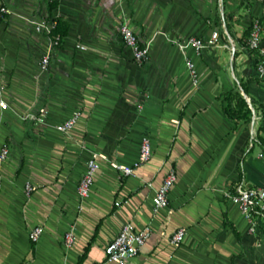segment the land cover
Segmentation results:
<instances>
[{"label": "crops", "instance_id": "0c3cea01", "mask_svg": "<svg viewBox=\"0 0 264 264\" xmlns=\"http://www.w3.org/2000/svg\"><path fill=\"white\" fill-rule=\"evenodd\" d=\"M1 7L9 10L0 12V148H9L0 170L1 264H111L104 248L128 222L152 230L128 264H264V228L250 233L226 196L264 187V76L256 70L264 57L247 48L257 18L264 50V0H0ZM56 20L68 30L49 50L48 35L32 22ZM124 20L149 44L141 65L120 39ZM213 30L229 49L187 51L199 74L193 88L172 41ZM231 89L260 120L225 117ZM42 108L48 126L20 117ZM76 110L82 115L69 133L54 129ZM143 136L150 160L130 177L113 169L111 161H136ZM94 152L108 161L80 200L79 180ZM171 169V213H154L153 190ZM26 183L35 187L29 197ZM35 226L42 234L32 243ZM179 228L186 234L174 248L169 239ZM69 231L75 241L66 250Z\"/></svg>", "mask_w": 264, "mask_h": 264}, {"label": "built area", "instance_id": "2783aa9c", "mask_svg": "<svg viewBox=\"0 0 264 264\" xmlns=\"http://www.w3.org/2000/svg\"><path fill=\"white\" fill-rule=\"evenodd\" d=\"M1 13H9L5 7L0 8ZM37 32H44L49 37V50L60 43L61 38L59 36L52 37V30L55 23H37L32 22ZM119 35L123 45L128 48L132 54L133 60L141 65L145 63L149 58V44H142L135 33L131 30L127 22L124 20L119 28ZM219 33L213 30L207 38L200 37H188L183 41H172L182 53L186 71L190 79L193 88H197L199 85V74L195 66L193 59L187 54V51L191 49L194 55L199 56L201 51L208 48L224 47L228 48V45L220 46ZM262 41V26L259 19H254L251 24L250 34L247 41V48L253 52H256L258 56L264 57V50L261 49ZM80 50H86L85 46L77 45ZM49 55L47 54L42 59V69H45L48 64ZM256 70L260 77L264 76V60L259 61L256 66ZM1 96V91H0ZM248 106L252 112V119L260 120L261 115L258 114L250 102ZM0 107H6V103L0 100ZM82 113L80 110L74 111L71 116L63 123L58 124L54 129L60 133H69L77 124ZM22 120H28L39 127L48 126V111L45 108L38 110L37 112H26L21 116ZM9 154V148L4 144L0 148V170L3 162L7 159ZM152 156V146L147 136H143L140 141L139 153L136 161L129 166L118 164L116 162H109L110 166L120 171L124 176H134L135 170L148 162ZM108 161L106 156L94 152L90 155L86 162L84 172L79 180L77 187V194L80 200H84L90 196L94 177L100 170V161ZM176 182V174L174 170H169L166 174L161 185L153 190V196L151 203L153 206V212L157 213L160 210L169 209V192ZM151 187V184H149ZM35 190V187L26 183L24 186V193L27 197ZM229 201L234 204L243 218L249 225V232L254 233L259 228H264V187H247L237 188L233 192L226 193ZM116 206L120 205V202L115 203ZM152 233L150 226H144L141 229H136L132 223L128 222L124 224L117 236L111 240L104 248V255L106 261L111 264H128L131 259L138 255L142 247L150 238ZM42 234V228L35 226L31 228L28 233L30 242L36 243ZM186 234L185 228L177 229L170 237L169 242L174 248H178L182 243ZM75 238L72 231L67 232L63 238V245L65 249H70L74 244ZM1 264V263H0Z\"/></svg>", "mask_w": 264, "mask_h": 264}, {"label": "trees", "instance_id": "16d2710c", "mask_svg": "<svg viewBox=\"0 0 264 264\" xmlns=\"http://www.w3.org/2000/svg\"><path fill=\"white\" fill-rule=\"evenodd\" d=\"M68 27L61 21L56 20L54 29L52 30V36L64 37L67 34ZM243 92L247 94V88L242 85ZM223 100L225 106L223 108V114L225 117L231 121H245L249 122L251 120L252 112L248 106V102L245 97L235 89H231L229 92L224 94ZM253 105V104H252Z\"/></svg>", "mask_w": 264, "mask_h": 264}, {"label": "rangeland", "instance_id": "374dc122", "mask_svg": "<svg viewBox=\"0 0 264 264\" xmlns=\"http://www.w3.org/2000/svg\"><path fill=\"white\" fill-rule=\"evenodd\" d=\"M261 24V23H260ZM251 119H252V116H251ZM261 186V185H260Z\"/></svg>", "mask_w": 264, "mask_h": 264}]
</instances>
